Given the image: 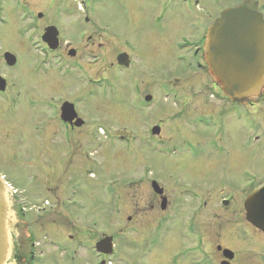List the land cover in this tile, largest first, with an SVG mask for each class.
Segmentation results:
<instances>
[{
	"label": "rangeland",
	"instance_id": "obj_1",
	"mask_svg": "<svg viewBox=\"0 0 264 264\" xmlns=\"http://www.w3.org/2000/svg\"><path fill=\"white\" fill-rule=\"evenodd\" d=\"M101 1L105 3L97 7L96 15L104 22L102 29L107 31L102 41L108 47L107 65L117 51L115 45L118 38L113 35L138 37L141 47H145L146 52H151V48L155 57H150L146 63L145 60L139 67L141 70L137 77H134L139 86V98L131 94L129 77L121 76L120 81L118 74H112L113 71L109 69L103 93L105 99L101 100L98 92L95 99H91L93 102L87 111L85 119L93 121V128L96 122L103 131L91 134L90 147L86 149L89 158L84 160L80 155L82 151L76 152L72 158L76 165L82 163L79 172L84 182L78 187L76 195L81 209H71L69 212L72 214L68 215L75 221L72 231L78 238H88L87 232L84 235V225H90V253H84L88 246L84 242H80L81 247L75 248L60 244L57 253L49 251L43 254L42 264H85V257H88L87 264L89 261L97 264L99 260L93 249L94 244L106 237L115 239L113 254L107 257L110 258L108 264H169L171 258L185 261L190 259V255L194 259V241L201 237L195 226L201 225L199 228L204 229L206 240L212 238L210 230L216 231L212 213L220 208L219 199L216 198L222 196L219 193L223 191L228 198L237 197L245 182L256 184L264 180V149L260 147L261 141L254 138L260 139L261 134L251 121L237 122L231 116L222 120V127L218 131L213 130L212 121L202 118L203 122H198L194 118L199 114H213L212 105L205 104L201 99H221L223 94L221 91L216 94V89H213L215 81L208 72L186 68L184 61H188V57L185 59L182 56L179 45L176 48L179 36L184 34L191 38L190 28H181L184 18L176 15L165 22H153V11L155 15L159 14L155 9V0H122L123 6L116 0ZM199 1L202 7L210 6L213 10L217 5L221 11L243 7L241 4L245 3V0H218V3L213 0ZM250 8L258 10L253 6ZM71 10L77 12L75 20L81 16L79 8ZM196 10L192 21L205 19L202 9ZM73 12L71 15H74ZM202 22L198 21L197 24L201 25ZM57 25L62 27L60 21ZM64 39L69 40L68 37ZM148 62H151V67ZM54 78V90L45 91L43 99H81L86 96L85 85H79L74 79L66 82L59 76ZM146 95L151 96L153 103L148 108L140 109L138 103ZM262 97L264 99V92ZM172 99H183V109H174ZM154 127L159 128L156 137L150 133ZM183 132L186 144H189L187 147L181 145L184 142ZM203 137L207 142L215 143L214 150H220L221 154L196 149L199 139ZM249 137H252L251 142ZM2 138L4 141L6 135H2ZM77 144L75 142L74 145L77 147ZM226 144L233 145V148H225ZM228 150L229 158H226ZM28 154L24 147L18 145L0 149V175L10 178L12 171L23 177L29 176V172L38 175L29 167ZM6 159L12 165L10 173L9 166L6 167L4 162ZM77 171L76 168V174ZM147 180H154L161 189L167 190L169 209L160 211L162 199L153 198ZM33 182L31 188L38 189L40 180ZM25 183L23 180L19 186ZM29 183L28 187L31 186ZM204 204L206 211L199 213ZM240 218L236 216L235 223ZM64 220L60 216V222ZM120 223L123 224L122 232L119 231ZM185 223L191 224L193 231L185 230ZM12 226L11 235H17L19 230ZM24 231L28 233L29 230ZM65 231L59 233L60 238L70 233L66 228ZM42 248L40 246L39 250ZM74 250L76 254L72 253Z\"/></svg>",
	"mask_w": 264,
	"mask_h": 264
},
{
	"label": "flooded vegetation",
	"instance_id": "obj_2",
	"mask_svg": "<svg viewBox=\"0 0 264 264\" xmlns=\"http://www.w3.org/2000/svg\"><path fill=\"white\" fill-rule=\"evenodd\" d=\"M116 1L123 6L122 0ZM155 1L157 4L155 9L159 14L155 15V10L153 11L151 14L153 22L157 20L165 22L178 15L185 19L181 28H190L191 38L181 33L182 36H179L176 42V48L177 45L180 46L182 56L185 59L188 57V61H184L187 63L186 68L191 71L208 72L203 51L205 36L208 28L219 19L223 9L218 10L217 5H213L216 7L213 10L210 6L202 7L199 0ZM261 1L245 0L241 6L260 13L264 20V3ZM104 3L101 0H0V149L14 148L17 145L24 147L26 152H29L27 156L30 161L29 167L38 173L35 175L29 172V176L23 177L18 172L17 174L11 172L10 161L4 160L11 174L10 178L0 176L8 185L12 223L15 229L19 230L17 235H12L14 245L11 264H42L43 254H48L49 251L57 253L60 244L75 248L81 247L80 242H84L88 244L84 253H90L92 242L90 231L88 232L90 225H84V235L87 232L88 238H78L73 234L75 231H72L75 228V221L68 215L72 214L69 212L71 209H81L76 195L78 187L84 182L79 172L82 163L76 165L72 158L76 152L82 151L80 155L86 160L88 157L86 149L90 147L91 134L103 131L96 122L93 123L95 126L93 128L91 126L93 121L85 119L87 111L93 102L91 99H95L99 93L102 96L101 100L105 99L103 93L106 90L104 86L107 83L109 69L113 71L112 74H118L120 81L121 76L130 78V91L135 97L139 94V86L138 82L135 83L134 77H137L141 70L139 67L145 60L146 63L150 57H155L151 48V52H146L145 47H141L138 37L112 34L118 38V44L115 45L117 51L107 65L108 47L102 42L107 31L102 29L104 22L96 15L97 7ZM250 6L258 10L251 9ZM72 8H79L81 12V16L76 20L74 18L77 12L75 10L73 12ZM198 8L202 9L205 18L198 20L199 22L204 20L201 25L197 24L198 21H192V16L196 15ZM71 12L74 15H71ZM58 21L62 24L61 28L57 25ZM49 28L55 29L56 42L48 43L44 40ZM65 37L69 40H65ZM7 54L9 57L6 58ZM148 63L150 66L151 62ZM58 76L62 81L74 79L79 85L83 84V87L85 85L86 96L81 99H43L45 91L54 90V77ZM213 83L216 94H220L219 86L216 82ZM147 97L151 96L143 97V105L142 101L138 103L140 109L148 108L153 103L152 100L146 102ZM136 98H139V95ZM201 100L212 105L210 106L213 108V114L195 116L198 122L208 119L212 121L213 130L218 131L222 127V120L228 116L237 122L251 121L261 134L260 139L254 138L261 141L260 147L264 149L263 97L246 100L243 103H236L223 96L221 99L208 97ZM184 102L183 99L171 100L172 106L178 111L183 109ZM198 124L203 127L201 123ZM2 135H6L4 141ZM185 139L183 132L182 147L189 146ZM248 140L251 142L252 137ZM75 142H78L77 147L74 145ZM214 147L215 143H209L203 137L199 139L196 149L203 148L209 154H221L220 150H214ZM225 148L232 149L233 145L226 144ZM226 158H229V150ZM78 159L80 160V157ZM23 180L26 182L24 187L19 186ZM33 181L40 183L38 189L33 188L34 191L31 188ZM153 181L147 180L146 183L152 189L153 198L161 200L162 196L165 197L166 209L162 210L160 204V211L164 212L170 206L167 190L162 189V194H157L153 189L152 184L155 183ZM29 182L31 186L28 187ZM263 184L264 180L256 184L245 182L237 197H225L221 191L219 195L222 196L216 197L219 199L220 208H216L212 213L216 230H210L212 238L206 240L208 238L204 234V229L199 228L201 225L195 226L196 232L198 231L201 236L194 241L195 258H192L193 255L185 261L171 258L169 264H264V233L246 221L244 210L247 198ZM205 208L206 204L198 212L201 213ZM60 216L64 217L65 222H60ZM236 216L241 217L237 223ZM127 221L130 222V218ZM122 225L120 223L121 232ZM184 226L185 230L193 231L191 224L185 223ZM65 228L70 233L65 238H60L59 233H66ZM24 229L29 230L28 233H25ZM112 238L114 246L115 239ZM40 246L43 248L39 250ZM72 253L76 254V251ZM96 257L99 260L97 264L101 262L108 264L110 259L98 253ZM89 258L91 259V256ZM84 259L87 264L88 257ZM89 262L88 264H92V261Z\"/></svg>",
	"mask_w": 264,
	"mask_h": 264
},
{
	"label": "water",
	"instance_id": "obj_3",
	"mask_svg": "<svg viewBox=\"0 0 264 264\" xmlns=\"http://www.w3.org/2000/svg\"><path fill=\"white\" fill-rule=\"evenodd\" d=\"M55 29L49 28L44 40H57ZM54 49L55 47H51ZM208 73L219 86L223 96L236 103L260 99L264 92V20L262 15L245 7L228 8L221 12L207 30L203 45ZM6 58L9 57L7 54ZM147 97L146 101H150ZM159 135V128L151 131ZM159 195L162 189L153 183ZM9 189L0 177V264H11L13 256V228ZM166 199L162 198L164 210ZM246 221L264 233V184L244 203ZM95 250L104 255L113 253L112 238L96 243ZM101 264H105L102 262Z\"/></svg>",
	"mask_w": 264,
	"mask_h": 264
}]
</instances>
